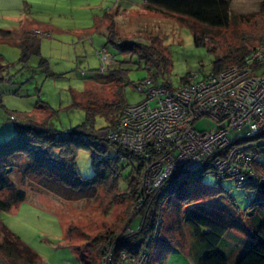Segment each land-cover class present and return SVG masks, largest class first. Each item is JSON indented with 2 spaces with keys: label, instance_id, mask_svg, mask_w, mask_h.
Returning <instances> with one entry per match:
<instances>
[{
  "label": "rangeland",
  "instance_id": "rangeland-1",
  "mask_svg": "<svg viewBox=\"0 0 264 264\" xmlns=\"http://www.w3.org/2000/svg\"><path fill=\"white\" fill-rule=\"evenodd\" d=\"M145 1L0 0V143L16 136L18 124L10 120V115L20 119L32 113L40 114L39 117L49 114V126L66 132L86 118L85 109L76 103L112 99L115 85H109L99 73L102 62L96 53L105 48L113 59L111 66L126 60V56L107 41V13L115 18L118 40L150 44L156 39L155 45L164 47L169 59L166 74L157 78L154 67L149 70L137 56L128 55L131 83L123 88L126 104L144 100L135 85L151 74L155 73L158 83L177 86L191 72L197 73L198 79L209 73L220 52L242 44L249 52L263 43L259 39H264V0H227L230 20L222 28H210L188 17L145 11ZM195 28L201 38L199 44L195 41ZM38 44V53H32ZM22 50L23 54L31 51L26 60ZM108 117L95 115L96 129L104 126ZM211 126L213 122L208 118L193 125L198 131ZM241 135L243 130L233 132L231 138ZM263 141L264 138L259 139ZM92 154L88 150L77 154L82 183L94 175ZM12 159L15 162L5 170L13 171L12 181L26 190L27 198L0 212V222L36 253L40 264H100L92 239L120 229L127 202L112 192L108 194L103 187L92 199L63 200L26 176L23 157ZM257 162V175L263 177L264 156H259ZM130 171V166L126 167L122 178ZM123 182L119 185L121 190ZM263 202L264 188H237L233 180L219 181L212 171L201 178H180L157 212L161 217V242L150 250L147 264H199L210 254L185 222L189 210L219 217L228 231L214 251L226 256L228 264H237L250 247L251 231L260 220L264 222ZM3 261L11 260L4 257ZM16 262L31 264L19 256L13 257L12 264Z\"/></svg>",
  "mask_w": 264,
  "mask_h": 264
},
{
  "label": "trees",
  "instance_id": "trees-1",
  "mask_svg": "<svg viewBox=\"0 0 264 264\" xmlns=\"http://www.w3.org/2000/svg\"><path fill=\"white\" fill-rule=\"evenodd\" d=\"M143 9L181 18L188 17L194 22L210 28L226 27L230 20L227 0H146ZM106 15L107 41L114 44L118 40L115 18L112 13ZM194 30L196 32L195 41L199 44L201 38L198 30L196 28ZM200 35H203V32ZM152 40L153 43L150 44L130 41L119 46L115 45L120 48V53L125 54L126 60L119 61L115 66L110 65L107 73L101 74L106 77L109 85H115L112 99L103 102L90 99L87 104L83 105L76 103V106H82L86 111V118L81 124L70 128L69 131L62 132L49 126V114L39 117L40 114L36 116L32 113L22 119L24 123L18 125L14 139L0 143V212L8 211L27 198L26 190L16 187L12 181L10 175L13 171L5 170L6 166L15 162L13 157H23L25 160L23 169L26 176L36 181L45 191L63 200L92 199L97 196L98 188L103 187L108 194L112 192L114 197L124 199L127 202V210L123 224L118 231L106 232L92 239V242L97 246L95 256H102L105 243L119 235L130 221L132 209L141 198L142 192L138 180L141 169L139 157L124 146L112 143L100 131L114 126L121 110L127 105L123 99V88L131 83L128 79V55L130 57L137 56L149 70L154 67L157 78L159 75L163 77L166 74L169 59L165 49L160 44L155 45L156 39ZM259 40L264 43V39ZM246 41L251 42L250 40ZM27 48L25 47V51ZM38 50L39 44L32 53H38ZM247 52L244 44L220 52L212 63L211 71L217 73L229 65H240ZM29 53L23 54L22 50V57L26 60ZM184 79L185 77L181 81ZM42 108L48 109L47 107ZM95 115L104 117L109 115L108 118H105L107 122L104 126L96 129L94 126ZM261 138H264V126L253 137L241 140L242 143L252 141L258 143ZM80 150L93 151L91 165L94 175L85 183L80 181L76 166V157ZM129 166L131 171L122 178V171ZM134 166H137V169H134ZM256 171L258 172L257 168ZM207 172V169L188 174L174 172L160 187L146 195L138 215L140 228L130 236L121 237L115 243V250L137 254L142 248H145L150 255V250L154 249L155 244L161 242L160 228L155 240L152 239V235L158 219L157 212L164 198L174 190L175 184L180 178H201ZM122 180H124L125 186L121 190L119 185ZM262 205L264 206V202ZM185 222L192 228L195 238L210 253L199 264H228L226 256L214 251L227 232V227L219 220L218 216H209L197 210H189L186 213ZM0 233V264H12V259L15 256L25 258L31 264H40L37 262L36 253L22 243L19 237L10 232L1 222ZM250 239L249 249L243 253L237 264H264V222L251 231ZM4 257L11 261L9 263L3 261ZM13 264H17V262Z\"/></svg>",
  "mask_w": 264,
  "mask_h": 264
},
{
  "label": "built area",
  "instance_id": "built-area-1",
  "mask_svg": "<svg viewBox=\"0 0 264 264\" xmlns=\"http://www.w3.org/2000/svg\"><path fill=\"white\" fill-rule=\"evenodd\" d=\"M125 42L128 41L116 40L114 45ZM96 54L102 62L98 71L104 75L113 59L105 48ZM135 88L145 96L144 100L125 105L115 125L100 133L139 157L142 196L122 232L107 241L100 264H147L149 254L145 248L137 254L116 251L115 243L140 228L137 216L146 195L172 173L207 169L219 181L233 180L237 188L258 186L263 179L257 175L256 163L259 156H264V141L242 145L241 139L253 137L264 126V44L252 48L240 65H229L217 73L210 71L201 79L191 72L173 86L169 82L157 83L151 74ZM203 118L210 119L213 126L198 131L193 125ZM10 120L22 123L14 115ZM242 130L243 135L231 138L233 132ZM160 224L159 216L153 240Z\"/></svg>",
  "mask_w": 264,
  "mask_h": 264
},
{
  "label": "crops",
  "instance_id": "crops-1",
  "mask_svg": "<svg viewBox=\"0 0 264 264\" xmlns=\"http://www.w3.org/2000/svg\"><path fill=\"white\" fill-rule=\"evenodd\" d=\"M35 29H36V28H34V29H33V33H35V32H36V31H35ZM15 117H16V116H15ZM16 118H18V117H16ZM18 119H19V118H18ZM22 119H24V117H20V119H19V120H21V121H22V123H21V124H23V123H24V121H23ZM15 134H16V133H15ZM257 165H259V162H257V163H256V166H257ZM256 168H257V167H256ZM258 171H259V170H258ZM257 173H258V172H257ZM263 177H264V176H263ZM263 177H262V178H263ZM261 223H262V220H260V221L258 222L257 226H258L259 224H261ZM257 226H256V227H257ZM227 231H228V230H227ZM250 244H251V240L248 242V245H250Z\"/></svg>",
  "mask_w": 264,
  "mask_h": 264
},
{
  "label": "water",
  "instance_id": "water-1",
  "mask_svg": "<svg viewBox=\"0 0 264 264\" xmlns=\"http://www.w3.org/2000/svg\"><path fill=\"white\" fill-rule=\"evenodd\" d=\"M258 186L261 187V188H264V179H262V180L260 181V184H259Z\"/></svg>",
  "mask_w": 264,
  "mask_h": 264
},
{
  "label": "clouds",
  "instance_id": "clouds-1",
  "mask_svg": "<svg viewBox=\"0 0 264 264\" xmlns=\"http://www.w3.org/2000/svg\"><path fill=\"white\" fill-rule=\"evenodd\" d=\"M20 125V124H19Z\"/></svg>",
  "mask_w": 264,
  "mask_h": 264
}]
</instances>
